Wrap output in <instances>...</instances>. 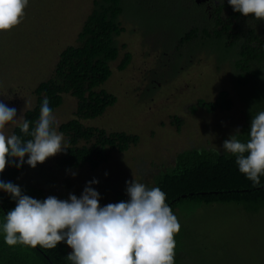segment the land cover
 I'll return each instance as SVG.
<instances>
[{
	"label": "trees",
	"instance_id": "obj_1",
	"mask_svg": "<svg viewBox=\"0 0 264 264\" xmlns=\"http://www.w3.org/2000/svg\"><path fill=\"white\" fill-rule=\"evenodd\" d=\"M134 4L135 0H92L91 11L81 24L75 44L66 46L59 52L49 77L40 81L32 90L35 103L23 114L32 122L38 119L45 97L48 98L53 112L63 105L64 96L68 95L76 101L73 117L61 123L58 128L64 135L68 150L66 154H58L55 163L57 167L41 169L43 164H40L39 170L36 167L39 175L32 177L30 171L33 168L29 165L25 163L18 169L10 162L5 172L0 174V180L18 185L24 194L37 200L43 201L49 197L50 190L56 193L55 197L58 199L66 200L69 198H66L65 193L67 189L70 190L69 183L61 189L55 185L50 186V189L47 186L52 184L54 170L81 169L87 166L91 171H95L106 164L112 154L126 153L130 147L139 143L138 135L119 131L107 132L102 128L83 124L84 121L103 116L106 110L117 102V97L107 92L103 85L112 76L111 65L120 55L117 72H123L131 62L132 57L126 50V44L118 41L126 32L125 19L132 18L139 23L136 30L143 26L146 31H150L157 20L163 17L162 11L159 16L155 12L154 20L148 21L147 18L145 21L146 12L142 10L144 7ZM37 7L31 5L30 11L35 14ZM135 9L141 13L134 18L132 13ZM28 17L32 19V16ZM261 27L259 34H255L252 29L243 33L240 23L235 28L226 25L211 32L205 31L192 48L193 55L201 54L199 52L202 51L206 56L210 55L216 64L230 66L231 78L235 88L240 91L243 105L241 122L236 127L243 134L242 139H247L252 116L264 110L263 22ZM14 29L16 30V27L11 31L0 32V37H8L14 33ZM16 35L17 33L14 40ZM192 36L194 34L163 46L171 50L172 62L169 71H172L174 76L185 57L183 47L191 45ZM232 106L229 92L223 90L219 91L212 101L198 100L189 110L191 113L197 110L207 113L227 112ZM170 123L179 130L182 121L173 116ZM13 131L21 134L16 126L11 130ZM225 140L223 138V143ZM148 173L141 183L149 188L159 187L166 194V203L180 224V232L175 236V264H214L212 259L205 258L206 248L197 247L200 242L203 244L204 238L193 228L197 227L196 221H193L197 219L199 210H202L204 215H209L212 209L213 212H220L221 209L233 208L232 213L235 214L234 211L237 210L238 214H242L244 221H250L264 211V176L260 178V185L253 187L252 182L239 171L236 157L226 153L223 148H188L178 152L172 163L154 167ZM127 182L128 180H125L119 187L108 185L106 182H99L97 187L94 184L92 186L99 194L109 193L106 200L103 194L100 195L104 205L115 204L130 199L126 194ZM14 207L15 202L9 194L0 191V264H71L67 259L70 251L66 243L59 244L55 249L39 246L31 248L19 244L8 246L4 241L2 226L7 211Z\"/></svg>",
	"mask_w": 264,
	"mask_h": 264
},
{
	"label": "rangeland",
	"instance_id": "obj_2",
	"mask_svg": "<svg viewBox=\"0 0 264 264\" xmlns=\"http://www.w3.org/2000/svg\"><path fill=\"white\" fill-rule=\"evenodd\" d=\"M31 5L38 6L35 14L30 11ZM91 8L92 0H31L21 25L8 37H0V100L17 110V118L24 114L26 99L31 101V107L34 105L33 88L49 77L59 52L75 44L76 35ZM139 13L135 9L132 16L135 18ZM154 15L155 12H146L145 21L147 18L154 20ZM131 19L124 21L126 32L118 38L119 43L126 44L131 62L123 72H117L120 55L111 65L112 76L103 85L107 92L117 97V102L103 116L83 124L107 132L138 135L139 143L126 153L112 154L110 160L95 171L87 166L54 170L52 184L47 186L61 189L69 183L66 198L70 193L80 197L94 179L116 187L122 186L125 180H134V176L141 182L148 171L172 163L178 152L188 148L221 149L223 138L228 139L241 122L243 105L229 65H218L205 54L185 55L174 76L169 71L172 53L163 48L167 42L158 37L160 28L146 31L140 26L136 30L139 23ZM171 76L174 77L169 78ZM223 90L229 92L233 102L231 110L190 112L189 107L198 100L212 101ZM75 107V99L64 96L63 105L54 112L58 125L73 117ZM173 116L182 121L179 130L170 123ZM14 126H6L7 131L11 133ZM57 156L49 158L41 169L57 167ZM30 175L36 177L39 171L32 169ZM49 193V196L56 194L51 190ZM102 194L108 199L109 193ZM232 209L220 212L212 209L209 215L198 211L193 221L197 227L193 228L204 238L203 244L200 242L197 247L206 248L205 258L212 259L214 264H264V211L244 221L242 214L237 210L234 214ZM67 248L72 251L68 245Z\"/></svg>",
	"mask_w": 264,
	"mask_h": 264
},
{
	"label": "clouds",
	"instance_id": "obj_3",
	"mask_svg": "<svg viewBox=\"0 0 264 264\" xmlns=\"http://www.w3.org/2000/svg\"><path fill=\"white\" fill-rule=\"evenodd\" d=\"M208 2L222 6L224 0ZM228 2L235 12L264 21V0ZM28 4L29 0H0V32L17 27ZM30 108L31 101L26 99L23 112ZM8 125H16L21 134L9 133ZM58 128L47 97L35 122L25 115L17 118V110L0 100V174L10 162L18 169L25 163L35 169L49 158L66 154L68 144ZM242 135L236 129L223 149L236 157L239 171L257 187L264 176V110L252 116L247 139ZM98 183L90 181L80 197L70 193L66 200L49 196L41 201L24 194L18 185L0 180V191L15 202L2 226L5 243L45 249L66 243L72 250L67 256L71 264H175L180 224L166 203V194L134 176L127 182V202L101 207V196L92 186Z\"/></svg>",
	"mask_w": 264,
	"mask_h": 264
},
{
	"label": "flooded vegetation",
	"instance_id": "obj_4",
	"mask_svg": "<svg viewBox=\"0 0 264 264\" xmlns=\"http://www.w3.org/2000/svg\"><path fill=\"white\" fill-rule=\"evenodd\" d=\"M136 5L143 6L144 12H156L158 16L160 11L163 12L162 19L157 20L154 27L160 28L158 37L165 40L167 46L173 44V40H181L194 34L191 45L183 47V55L187 57L193 56V45L199 42L205 31L211 32L226 25L235 28L240 23L243 33L252 29L255 34H259L262 22L264 23L235 12L228 0H224L222 6L219 2L213 6L208 0H135L134 6ZM125 21L128 22L126 19ZM199 53L204 54L202 51Z\"/></svg>",
	"mask_w": 264,
	"mask_h": 264
}]
</instances>
